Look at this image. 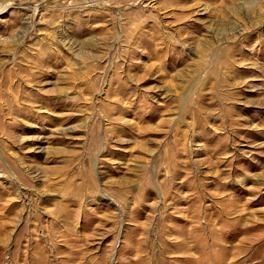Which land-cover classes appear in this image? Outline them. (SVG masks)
Masks as SVG:
<instances>
[{
	"label": "rangeland",
	"instance_id": "374dc122",
	"mask_svg": "<svg viewBox=\"0 0 264 264\" xmlns=\"http://www.w3.org/2000/svg\"><path fill=\"white\" fill-rule=\"evenodd\" d=\"M0 264H264V0H0Z\"/></svg>",
	"mask_w": 264,
	"mask_h": 264
}]
</instances>
